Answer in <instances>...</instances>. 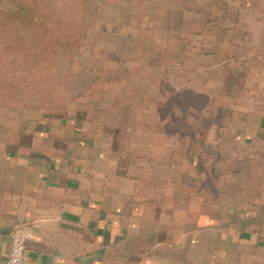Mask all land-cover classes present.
<instances>
[{
    "label": "crops",
    "instance_id": "0c3cea01",
    "mask_svg": "<svg viewBox=\"0 0 264 264\" xmlns=\"http://www.w3.org/2000/svg\"><path fill=\"white\" fill-rule=\"evenodd\" d=\"M150 1L153 44L198 53L215 130L192 141L144 84L107 129L80 112L0 121V264L19 226L24 264H264V0Z\"/></svg>",
    "mask_w": 264,
    "mask_h": 264
},
{
    "label": "rangeland",
    "instance_id": "374dc122",
    "mask_svg": "<svg viewBox=\"0 0 264 264\" xmlns=\"http://www.w3.org/2000/svg\"><path fill=\"white\" fill-rule=\"evenodd\" d=\"M19 1L0 0V7L11 8V2ZM26 2L37 4L49 12L52 24H55L51 26V43H47L49 69L24 70L30 66V62L24 59L25 55L13 56L1 48L14 38V34L10 36L9 31L0 29V77L10 83L15 82L13 91H6L3 95L7 105L0 106V121L7 118L34 121L80 112L103 121L100 125L107 129L118 125L119 118L124 115L121 102L127 97L134 98L137 85L144 84L148 87L144 93V98L148 99L146 104L151 107L156 102L164 105L153 107L152 114L163 116L175 112L183 115V110L184 113L186 110L192 120L188 128L192 141L197 142L195 135L200 130H215L212 126L215 123L204 122L216 114L215 93L200 92L198 73L193 83H186L188 76L184 71L198 69V53L192 51V57L185 59L187 64L184 66L179 62V56L174 57L177 53L169 55L162 46L153 44L152 41L161 38L162 34L160 28L149 25L148 17L160 15L162 11L153 10L152 1ZM71 35L81 41L80 48L76 54L67 55L61 45L63 42L66 44L65 37ZM23 36L30 47V41L39 46L44 43L42 39L34 40L29 33L24 32ZM195 46L199 48V44ZM185 87L202 94L206 104L202 107L187 104L189 98L183 94ZM180 103H185L182 110L179 109ZM181 125L177 122L175 129L180 130Z\"/></svg>",
    "mask_w": 264,
    "mask_h": 264
},
{
    "label": "trees",
    "instance_id": "16d2710c",
    "mask_svg": "<svg viewBox=\"0 0 264 264\" xmlns=\"http://www.w3.org/2000/svg\"><path fill=\"white\" fill-rule=\"evenodd\" d=\"M12 7L9 8H1L0 7V29L2 31H9L10 36L14 34V38L10 40L9 43H5L1 46L2 49H7V52L11 55H25L24 59L25 61L30 62L29 68H25L24 70H48L49 64L47 59V43H51L52 39V21H51V15L46 10L39 7L37 4H27L26 0H21L19 2H15L13 4L11 2ZM29 33V36L31 38H34V40H43V45H36L33 44L32 41H30V46L26 44L27 39L24 38L23 33ZM50 37V38H49ZM65 42L61 45L64 52L68 55H74L78 52L80 48V42L77 41L72 35L65 37ZM180 58V63L186 66V61L183 57L180 55H175L174 57ZM190 59V58H188ZM187 72V79L186 83L189 85L193 83V81L197 77V70H186ZM192 76V79L190 78ZM13 82V81H12ZM242 83V82H241ZM15 82L10 83V81L5 78L0 77V106H6L7 104L4 103V93L8 91H13ZM243 84V83H242ZM192 87V86H191ZM232 78L229 76L226 81V86L223 91L224 96H231L232 95ZM184 96L188 97L187 104H193L196 107H202L206 104L205 98L202 94L194 91L193 89L184 88L183 89ZM181 108L184 109L185 103H180ZM156 115V114H153ZM186 110L184 113L183 110V117H187ZM187 123V125H186ZM192 122H185L181 123L182 127L181 130H185L188 132L189 124Z\"/></svg>",
    "mask_w": 264,
    "mask_h": 264
},
{
    "label": "built area",
    "instance_id": "2783aa9c",
    "mask_svg": "<svg viewBox=\"0 0 264 264\" xmlns=\"http://www.w3.org/2000/svg\"><path fill=\"white\" fill-rule=\"evenodd\" d=\"M34 238L30 226H19L11 234L12 246L5 264H24L27 245Z\"/></svg>",
    "mask_w": 264,
    "mask_h": 264
}]
</instances>
